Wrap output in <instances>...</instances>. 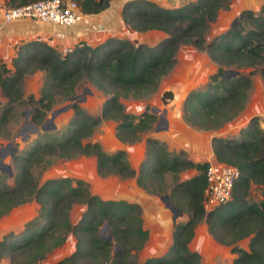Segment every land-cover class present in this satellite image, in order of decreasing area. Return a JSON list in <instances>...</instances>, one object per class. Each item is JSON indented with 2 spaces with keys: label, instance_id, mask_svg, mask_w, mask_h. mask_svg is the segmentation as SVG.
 I'll return each instance as SVG.
<instances>
[{
  "label": "trees",
  "instance_id": "obj_1",
  "mask_svg": "<svg viewBox=\"0 0 264 264\" xmlns=\"http://www.w3.org/2000/svg\"><path fill=\"white\" fill-rule=\"evenodd\" d=\"M35 1L7 0L6 7ZM72 1L82 14L94 15L107 9L112 0ZM231 1L193 0L167 8L149 0H127L121 18L128 29L139 33L159 30L165 37L154 45L109 37L95 46L80 42L66 53L31 40L15 46L10 66L0 56V93L6 100L0 108V136L17 107H29L35 130L29 145L12 154V176L0 171V218L31 201L39 206L20 231L0 238V259L7 258L10 264H39L72 235L74 249L55 264H202L200 253L188 245L196 226L205 223L210 236L236 254L227 264H264V128L257 115L236 136L211 139L215 160L236 167L239 176L231 199L210 210L203 204L208 162L194 163L184 151L172 153L163 141L147 136L144 158L135 170L124 149L107 152L99 142L88 140L102 121L116 122V138L129 145L153 129L155 113L146 109L139 115L128 113L122 100H140L156 92L175 67L180 46L205 52L216 65L204 86L186 94L182 103L185 122L199 130L215 131L237 117L248 99L252 76L258 74L264 84V4L258 10H241L226 30L209 38L211 24ZM229 69L237 73L226 78ZM36 71L44 72L39 95L26 96L24 77ZM82 82H89L105 96L99 113L92 115L74 102L72 116L62 130L46 126L49 112L73 97ZM161 97L166 101L173 94L165 91ZM78 156L94 157L100 177L135 178L145 192L168 194L171 203L187 213L186 221L174 225L171 244L163 255L137 261L149 239L139 204L103 199L80 178L39 181L55 160ZM187 169H196L198 174L180 180L179 174ZM167 175L173 185L168 184ZM8 177L12 185L6 182ZM252 185L260 188L261 199H249ZM73 205L85 207L74 223L70 219ZM105 223L109 239L100 237ZM245 238L247 249L238 246Z\"/></svg>",
  "mask_w": 264,
  "mask_h": 264
},
{
  "label": "rangeland",
  "instance_id": "obj_2",
  "mask_svg": "<svg viewBox=\"0 0 264 264\" xmlns=\"http://www.w3.org/2000/svg\"><path fill=\"white\" fill-rule=\"evenodd\" d=\"M1 7L7 6V0H2ZM239 0H232L230 6L226 10H221L215 22H213L209 28L208 37L226 30L232 19L238 15V11L243 10L239 5ZM3 5V6H2ZM251 6V5H250ZM240 7V8H239ZM238 11L235 12V10ZM245 9V8H244ZM124 33H120V37H124ZM205 52L194 50L191 46L181 47L178 52V66L171 70L169 75L164 79L162 85H170L177 78L178 81L173 84L188 83L187 86L191 88L187 90L196 89L204 86L209 76L215 72V67H211ZM8 66L10 61L7 58L3 59ZM243 71H249V69H243ZM182 73V80L181 78ZM44 80V72L36 71L31 75H27L23 80V90L26 96L34 95L38 97L40 88ZM178 85L172 86L176 93H179L177 89ZM167 87V86H166ZM162 88L157 89L156 92L140 99H123L122 102L125 106V110L128 113L139 115L145 109L152 112L153 108L158 109L156 113L157 120L158 115L162 113V107L167 101L162 100ZM188 91V92H189ZM163 92V91H162ZM165 92V91H164ZM187 92V93H188ZM186 93V94H187ZM74 98L67 100L62 104L56 106L52 111L62 108L66 105H70L69 108L57 113L53 119L51 118V112L47 115L44 124L46 126H54L57 130H62L66 123L72 116L71 105L74 102L79 103L84 107L88 113L97 115L99 113L101 104L103 103L105 96L99 90H97L89 82H82L76 89ZM186 96V95H185ZM6 102L5 98L0 93V108ZM175 104L177 101H174ZM179 102V101H178ZM177 105V104H176ZM31 110L27 106L17 107L15 110L14 119H12L8 125L6 131L0 136V150H2L0 160L5 163L11 164V156L13 148L8 144L14 141V147L17 151L25 149L33 137L34 128H27V114ZM30 114V113H29ZM257 115L260 119L261 126L264 128V84L261 77L258 74L252 76V86L249 91L248 99L246 101L244 109L240 114L232 121L225 124L221 128L211 131L210 133L217 136H236L237 130L243 127L248 120ZM156 124V122H155ZM154 124V126H155ZM114 121H102L95 129L92 136L88 139L91 142H99L102 148L107 152H114L117 149H124L127 151V158L133 168L136 170L139 168L142 159L144 158L145 150L141 139L149 136L161 137L162 134L154 132L153 129L148 133H143L139 142L134 144H121L115 136ZM140 143V144H139ZM208 160L207 162H209ZM195 171L188 170L185 173L179 175L180 180H185L193 175ZM68 176L72 178H80L89 184V188L92 193L98 194L103 199H126L131 202H136L141 206L143 224L149 231V239L142 250L137 254V261L142 262L148 257H157L163 255L171 244L173 227L177 223H181L187 220L188 215L186 212H182L174 217V213L170 211L161 200L160 196L145 192L140 188L135 181V178H121L118 175H110L105 178L100 177L96 171V164L94 157L78 156L70 160H55L46 170L40 175V182L47 178ZM167 181L169 185H173V181L170 175H167ZM6 182L9 185L13 184L12 177H8ZM260 188L252 185L249 190V199L259 200L261 199ZM80 207H76L75 215L80 214ZM36 213L35 205H25L12 210L5 218L0 220V237L6 232H14L13 229L21 227L23 224L34 217ZM75 240L72 235H69L65 244L48 254L44 260L39 264H55L57 261L67 256L73 249L72 245ZM248 239H242L238 242V246L247 249ZM189 248L195 250L201 255L202 264H227L230 263L236 254L230 252V248L220 245L216 242L207 231V225L200 223L194 230V236L189 243ZM0 264H6L0 262Z\"/></svg>",
  "mask_w": 264,
  "mask_h": 264
},
{
  "label": "crops",
  "instance_id": "obj_3",
  "mask_svg": "<svg viewBox=\"0 0 264 264\" xmlns=\"http://www.w3.org/2000/svg\"><path fill=\"white\" fill-rule=\"evenodd\" d=\"M125 1L127 0H112L110 6L104 11L94 15H84L83 18L75 26L69 28L44 24L34 19H20L12 23L5 24L2 22L3 21L2 14L4 9L8 7H5L3 5H2L3 7H1V3H0V56L3 59L7 58V60L11 62V59L15 55V46L17 44H21L31 40H39L42 42H46L47 44H49L59 52L66 53L80 42H85L90 46H95L99 42H102L109 37L128 38L130 40H137L139 42H144L148 45H154L161 38L165 37L166 34L159 30H150L145 33L144 32L139 33L128 29L124 25L121 18V8ZM149 1H152L161 7L171 8V7H178L184 3L193 0H149ZM239 1H240L239 5L243 7L242 9L245 8L251 10H258L261 7V5L264 3V0H239ZM0 2H2V0H0ZM239 8H237L235 12L238 11ZM120 33H124L125 36L120 37ZM181 47H186V46L179 47L176 55L177 63H178V52ZM206 57L210 62L211 67H215V71H216V65L213 62H211V60L208 58L207 55ZM177 63L174 67L175 69L178 66ZM167 76H165L162 79L158 87V89L162 88L163 92L170 91L173 94V98L167 99L166 100L167 103L162 107L163 109L162 111H165V118L167 120V129L159 132L154 131L155 133H160V135L162 134V136L158 137L155 134L153 137L163 141L166 144L168 151L172 153L184 151L186 153L187 158H189L194 163L207 162L208 160L214 161L215 156L211 147V139L213 136H217V135L214 134V132L213 134H211L210 133L211 131L199 130L193 126H190L188 123L185 122L182 116V103L186 93L189 91L187 89L191 87L187 86L188 83H183V82L182 84H180V86L178 83L173 84L178 81L177 78L170 85H162L164 79ZM180 79L182 80V73ZM175 85L179 86V88L177 89L179 93H176L174 88H172V86ZM162 91L160 92V95L161 93H163ZM174 101H177L176 103L177 105L175 104ZM152 110L154 111V108ZM241 128L237 130V134ZM141 141L143 142V146L145 150V138H143ZM133 169L136 170V168ZM188 170H192V169H187L181 173H185ZM193 171H195V173L191 176L198 174V171L196 169H193ZM181 173L179 175H181ZM30 204L35 205V209H36L35 215H36L39 206L35 201L25 203L18 207H23L25 205H30ZM76 207H80L81 212L80 214L74 216L75 214L74 211H76ZM84 208L85 207L82 205H73V208L71 209L70 212V219L72 223L78 220ZM6 216L0 218V220L5 218ZM204 225L206 224L204 223ZM23 227L24 224L21 227H17L13 229V231L16 230L15 232H18ZM74 245L75 242L72 245L73 249H74ZM0 262H5L6 264H10L7 258L0 259Z\"/></svg>",
  "mask_w": 264,
  "mask_h": 264
},
{
  "label": "built area",
  "instance_id": "obj_4",
  "mask_svg": "<svg viewBox=\"0 0 264 264\" xmlns=\"http://www.w3.org/2000/svg\"><path fill=\"white\" fill-rule=\"evenodd\" d=\"M83 16L75 1L37 0L4 9L2 22L8 24L20 19H34L44 24L69 28L75 26ZM238 176L236 167L216 160L209 161L205 172L207 185L204 191V208L210 210L229 201Z\"/></svg>",
  "mask_w": 264,
  "mask_h": 264
},
{
  "label": "water",
  "instance_id": "obj_5",
  "mask_svg": "<svg viewBox=\"0 0 264 264\" xmlns=\"http://www.w3.org/2000/svg\"><path fill=\"white\" fill-rule=\"evenodd\" d=\"M264 4V3H263ZM262 4V5H263ZM261 5V6H262ZM237 73V71L233 70V69H229V70H226L225 72V75L224 77H230V76H233ZM74 98L71 97L70 99L72 100ZM70 105H66L62 108H59L57 110H54L52 113H51V119H53L55 117V115L59 112H61L62 110H65L67 108H69ZM159 110L156 108L154 109V111H152L153 113H157ZM30 113V112H29ZM29 113L27 114V128H30V127H33V125L31 124V122L29 121ZM51 127H54V126H51ZM167 129V120L165 118V111H162V113H160L158 115V120L154 126V131L155 132H159V131H162V130H165ZM9 147H12L13 148V152L12 154L16 151V148L14 147V141L10 142L8 144ZM1 157V155H0ZM0 171L7 174L8 176H12L13 174V171H12V166L8 163H5L3 160H0ZM161 200L164 202L165 206L174 213V217L177 216L178 214H181V210L177 209L170 201V198H169V195L168 194H165V195H161L160 196ZM136 203V202H134ZM138 204V203H137ZM141 207V206H140ZM104 233H107L106 235ZM110 230H109V227L107 226V224L105 223L100 231V237L102 238H111L110 236ZM118 249V246L115 245V251Z\"/></svg>",
  "mask_w": 264,
  "mask_h": 264
},
{
  "label": "flooded vegetation",
  "instance_id": "obj_6",
  "mask_svg": "<svg viewBox=\"0 0 264 264\" xmlns=\"http://www.w3.org/2000/svg\"><path fill=\"white\" fill-rule=\"evenodd\" d=\"M2 152V150H0V153ZM1 155V154H0Z\"/></svg>",
  "mask_w": 264,
  "mask_h": 264
}]
</instances>
